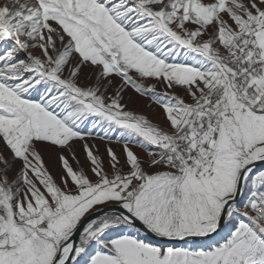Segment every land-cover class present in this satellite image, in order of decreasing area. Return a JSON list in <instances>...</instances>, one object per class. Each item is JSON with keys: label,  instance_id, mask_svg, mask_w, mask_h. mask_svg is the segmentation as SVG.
Masks as SVG:
<instances>
[{"label": "snow or ice", "instance_id": "1", "mask_svg": "<svg viewBox=\"0 0 264 264\" xmlns=\"http://www.w3.org/2000/svg\"><path fill=\"white\" fill-rule=\"evenodd\" d=\"M0 264H264V0H0Z\"/></svg>", "mask_w": 264, "mask_h": 264}, {"label": "rangeland", "instance_id": "2", "mask_svg": "<svg viewBox=\"0 0 264 264\" xmlns=\"http://www.w3.org/2000/svg\"><path fill=\"white\" fill-rule=\"evenodd\" d=\"M102 148H103V145H101V152L102 151ZM77 156L79 157L80 161L83 163L84 162V154L82 151L79 150V148L77 149ZM45 161H48L49 162V167H52V164L51 162L49 161V157L47 155H45ZM75 163L73 162V167H75ZM16 167H19V165H16ZM53 171L55 172L56 169L53 168ZM10 176H13L14 175V172L13 173H9Z\"/></svg>", "mask_w": 264, "mask_h": 264}, {"label": "crops", "instance_id": "3", "mask_svg": "<svg viewBox=\"0 0 264 264\" xmlns=\"http://www.w3.org/2000/svg\"><path fill=\"white\" fill-rule=\"evenodd\" d=\"M148 100H140L138 103L135 105L134 110L136 111H148L147 105H149ZM159 111V109H157ZM103 151V148H102Z\"/></svg>", "mask_w": 264, "mask_h": 264}]
</instances>
